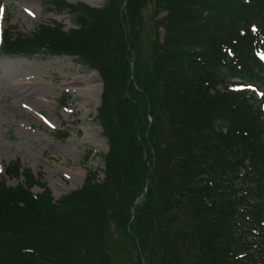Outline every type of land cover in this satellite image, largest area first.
<instances>
[{
  "label": "trees",
  "instance_id": "obj_1",
  "mask_svg": "<svg viewBox=\"0 0 264 264\" xmlns=\"http://www.w3.org/2000/svg\"><path fill=\"white\" fill-rule=\"evenodd\" d=\"M45 4L75 26L4 31L0 54L97 70L109 148L58 199L7 167L27 181L0 177V264H264V0Z\"/></svg>",
  "mask_w": 264,
  "mask_h": 264
},
{
  "label": "rangeland",
  "instance_id": "obj_2",
  "mask_svg": "<svg viewBox=\"0 0 264 264\" xmlns=\"http://www.w3.org/2000/svg\"><path fill=\"white\" fill-rule=\"evenodd\" d=\"M67 1L96 7L106 2ZM153 11L150 4L147 14ZM51 20L62 22L65 30L75 26L68 12L50 9L45 0H0V47L3 31L31 35L39 24ZM102 92L99 72L77 56L0 54V177L6 184L15 187L27 181L22 173L19 177L7 173L13 162L38 179L32 193H43L46 187L55 199L80 187L89 169H98L103 176L102 155L109 146L96 119ZM64 94L65 104L61 102ZM131 213L136 215L135 208ZM136 257L124 251L122 262L136 264Z\"/></svg>",
  "mask_w": 264,
  "mask_h": 264
},
{
  "label": "water",
  "instance_id": "obj_3",
  "mask_svg": "<svg viewBox=\"0 0 264 264\" xmlns=\"http://www.w3.org/2000/svg\"><path fill=\"white\" fill-rule=\"evenodd\" d=\"M144 195H145V193H144ZM144 195H143V196H144ZM135 207H136V206H134L133 208H135ZM142 261H143V262L145 261V258H144V257H142Z\"/></svg>",
  "mask_w": 264,
  "mask_h": 264
}]
</instances>
